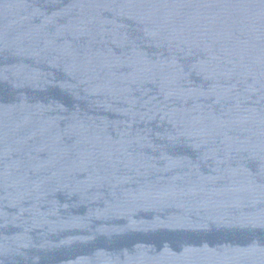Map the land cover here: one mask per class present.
I'll return each mask as SVG.
<instances>
[{"label":"water","instance_id":"water-1","mask_svg":"<svg viewBox=\"0 0 264 264\" xmlns=\"http://www.w3.org/2000/svg\"><path fill=\"white\" fill-rule=\"evenodd\" d=\"M0 264H264V0H0Z\"/></svg>","mask_w":264,"mask_h":264}]
</instances>
